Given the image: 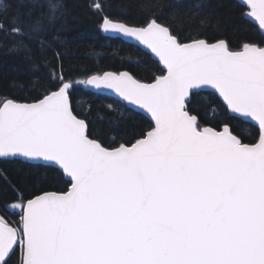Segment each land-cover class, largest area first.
Instances as JSON below:
<instances>
[{"label":"snow or ice","instance_id":"obj_1","mask_svg":"<svg viewBox=\"0 0 264 264\" xmlns=\"http://www.w3.org/2000/svg\"><path fill=\"white\" fill-rule=\"evenodd\" d=\"M133 4L140 24L109 11ZM25 7L18 0L0 33L17 47L37 36L29 55L45 75L33 102L0 94V161L21 166L15 176L0 168V195L11 196L0 206L20 216L14 224L0 215V264L17 249L18 264H264V43L185 40L175 23L197 22L182 12L166 21V0H91L102 32L144 46L163 69L150 83L129 71L75 80L59 53L49 62L39 22L19 26ZM246 8L264 29V0ZM77 84L113 90L127 110L150 115L147 129H113L122 139L106 145L76 113ZM233 121L255 122L256 142ZM41 170L68 189L29 197Z\"/></svg>","mask_w":264,"mask_h":264},{"label":"trees","instance_id":"obj_2","mask_svg":"<svg viewBox=\"0 0 264 264\" xmlns=\"http://www.w3.org/2000/svg\"><path fill=\"white\" fill-rule=\"evenodd\" d=\"M121 0H114L117 5ZM149 0H137V3H147ZM169 7L164 10V19L173 22V16L178 13L190 14L196 20L191 22H176L175 30L181 32L185 40L188 36L200 35L210 42L226 39L234 50H239L243 43H264V35L258 27L246 18L247 9L241 14L243 6L236 0H166ZM91 0H25L26 7L21 9L20 27L29 29L39 22L38 37L46 42L49 62L52 53H59L63 59V68L67 76L75 80L87 79L91 75H102L105 72L129 71L142 82H152L153 77L161 74L158 62L140 48L125 43L120 39H113L103 35L98 18L89 10ZM175 5V7H171ZM113 14L119 12L126 15L129 23L140 24L143 17L141 9L135 4L127 8L113 7L109 9ZM18 14V0H0V22L10 25ZM210 15V21L202 26L199 20ZM37 36H29L24 41V47H17L16 39L7 33H0V94L15 98L19 102H33L34 96L40 91L38 76H44L43 68L37 69L29 55L30 49H35ZM15 81V87L13 82ZM31 81V82H30ZM24 85V87H21ZM205 103L214 99L204 94ZM74 107L80 118L87 120L92 135L100 136L106 145L119 142L122 137L117 136L113 129L137 130L147 129L150 121L143 115L131 112L125 105L112 97L95 95L85 91L81 84H77L73 92ZM112 105V107H109ZM211 115V113H209ZM234 127L243 132L246 143L257 140L256 127L250 123L241 124L233 121ZM104 135H101V133ZM21 166L14 162L0 161V168H5L15 176ZM55 174L41 170L29 182L26 192L29 197L33 193L39 195L43 191H66L68 185L65 180ZM0 195V204L4 199ZM18 224V212L5 211ZM20 252L13 257L11 264H18Z\"/></svg>","mask_w":264,"mask_h":264},{"label":"water","instance_id":"obj_3","mask_svg":"<svg viewBox=\"0 0 264 264\" xmlns=\"http://www.w3.org/2000/svg\"><path fill=\"white\" fill-rule=\"evenodd\" d=\"M178 1H179V0H178ZM236 1H238L240 4H242V5L245 6V8H246L247 0H236ZM246 9H247V8H246ZM246 18L249 19L254 25H256V26L258 27V29L260 30V32L264 35V29H261V28L259 27L258 22H256V21L254 20V18H250V17H248L247 15H246ZM102 33H103V35H105L106 37L113 38V39H120V40L124 41L125 43H128V44L135 45V46L139 47L142 51H144V52L148 53L149 55H151V57H152V59H153L154 61H157V62L159 63L158 58H156L153 54H151V53H150V50H147L144 46L139 45L137 42H135V41H129V40H127V39H125V38H122V37H120V38L112 37V36H110V35H108V34H106V33H104V32H102ZM159 65H160L161 69H163V65L160 64V63H159ZM109 72H112V71H109ZM122 72H123V71H122ZM112 73H120V72H112ZM103 74H104V73H103ZM89 78H90V77H89ZM84 89H85L86 91L91 92V93L96 94V95H104V96L112 97V98L116 99L117 101L121 102V103L124 104V105L127 104V102L123 101L122 98H120V97L118 96V94H116V93H115L113 90H111V89L96 90V89L92 88L91 86H86V85H84ZM206 92H207V90H206ZM136 113H139V114L145 116V117L151 122V120H150V115L147 114L146 112H144L143 110H139V111H137ZM247 123H250V124H252V125H254V126L256 127L255 122L248 121Z\"/></svg>","mask_w":264,"mask_h":264}]
</instances>
